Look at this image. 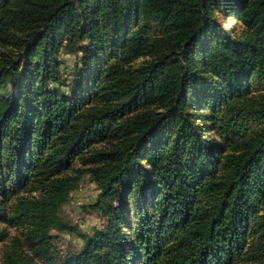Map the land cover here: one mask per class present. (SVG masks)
<instances>
[{
    "label": "trees",
    "instance_id": "obj_1",
    "mask_svg": "<svg viewBox=\"0 0 264 264\" xmlns=\"http://www.w3.org/2000/svg\"><path fill=\"white\" fill-rule=\"evenodd\" d=\"M0 47V223L47 264H264V0H0Z\"/></svg>",
    "mask_w": 264,
    "mask_h": 264
},
{
    "label": "rangeland",
    "instance_id": "obj_2",
    "mask_svg": "<svg viewBox=\"0 0 264 264\" xmlns=\"http://www.w3.org/2000/svg\"><path fill=\"white\" fill-rule=\"evenodd\" d=\"M222 23V22H221ZM234 23L231 19L223 23L224 26H230ZM5 49L0 47V53ZM65 71L71 72L76 64L77 57L73 54L64 56ZM144 58L139 59L141 63ZM104 144L97 146V149L104 148ZM81 160L75 162V168L88 167ZM100 189L96 182L91 179L89 174H83L77 188L71 193L70 199L61 208L63 220L70 229H52L55 245V256L65 257L80 250L83 246L82 235L93 234L97 229H102L107 223V218L103 213L94 208L93 205L98 201ZM0 264H10L9 255L15 243L21 244L25 256V264H47V262L38 256L33 245L27 240V227L21 225H11L0 223Z\"/></svg>",
    "mask_w": 264,
    "mask_h": 264
}]
</instances>
